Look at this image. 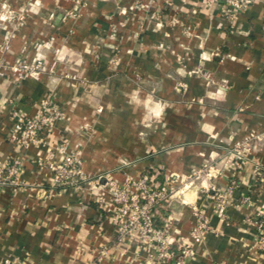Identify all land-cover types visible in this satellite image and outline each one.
I'll return each instance as SVG.
<instances>
[{"label": "crops", "instance_id": "0c3cea01", "mask_svg": "<svg viewBox=\"0 0 264 264\" xmlns=\"http://www.w3.org/2000/svg\"><path fill=\"white\" fill-rule=\"evenodd\" d=\"M2 8L15 19L0 20V58H40L44 69L22 78L0 70V165L19 157L23 184H0V263L153 258L135 239L117 242L120 216L107 187L53 185L44 162L63 138L81 152L88 177L176 181L155 225L195 248L184 264H264L255 225L264 210V138L256 139L264 133V0L233 18L212 0H0ZM48 97L62 116L28 142L13 111L37 118ZM246 139L238 168L230 151ZM232 181L219 214L205 189ZM196 210L210 221L197 239Z\"/></svg>", "mask_w": 264, "mask_h": 264}, {"label": "built area", "instance_id": "2783aa9c", "mask_svg": "<svg viewBox=\"0 0 264 264\" xmlns=\"http://www.w3.org/2000/svg\"><path fill=\"white\" fill-rule=\"evenodd\" d=\"M212 1L221 2L224 14L232 18L249 8L254 2V0ZM3 8L0 10V20L13 21L14 15L11 12L5 14ZM71 14V12L67 13V15ZM7 69L22 78L43 71L44 62L40 58H35L29 63L19 61L15 64H7L0 58V70ZM41 105L42 112L37 118L26 117L16 110L13 111L15 128L28 142L35 143L41 140L44 134L51 130L53 121L62 116L61 110L51 97L44 99ZM262 138H264V133L256 136L258 140ZM247 145H249L248 139L237 142L230 151L238 168H241L245 162L243 150ZM56 154L59 156L58 160L53 158ZM44 165L52 172L53 185L61 191L82 190L86 184L97 189L107 187L120 216L117 242L135 239L141 244L153 248V258L149 259L146 264H169L171 261H174L175 264H184L187 259L195 256V248L189 242L177 241L168 225L164 227L155 225V216L159 209L171 201L178 189V184L172 178L167 177L160 181L146 173L137 177L129 175L123 183H119L113 179H104L102 176L88 177L82 170L81 152L69 150L68 144L63 138L59 142L56 152L52 151L48 154ZM21 168L22 160L19 157H15L7 164L0 165V184H9L15 188L21 187L23 185L19 178ZM197 173L199 171H195L193 177L197 176ZM235 185L236 182L232 181L225 190H220L213 184L206 187L205 196L213 202L215 210L219 214H225L226 207L231 202ZM196 216L198 221L191 230V236L197 239L210 229V221L198 210H196ZM256 217V244L260 251H264V210H258ZM105 253V249L100 250L98 259ZM0 264L13 263L4 260Z\"/></svg>", "mask_w": 264, "mask_h": 264}, {"label": "clouds", "instance_id": "9594fccd", "mask_svg": "<svg viewBox=\"0 0 264 264\" xmlns=\"http://www.w3.org/2000/svg\"><path fill=\"white\" fill-rule=\"evenodd\" d=\"M161 113L159 112V111H157L156 113H155V115L158 117L159 115H160Z\"/></svg>", "mask_w": 264, "mask_h": 264}, {"label": "trees", "instance_id": "16d2710c", "mask_svg": "<svg viewBox=\"0 0 264 264\" xmlns=\"http://www.w3.org/2000/svg\"><path fill=\"white\" fill-rule=\"evenodd\" d=\"M157 214H158V213H157ZM157 214H156V215H157ZM155 217H156V216H155Z\"/></svg>", "mask_w": 264, "mask_h": 264}]
</instances>
